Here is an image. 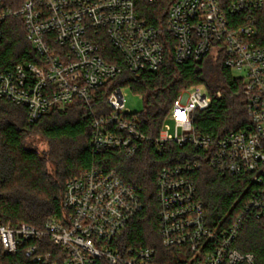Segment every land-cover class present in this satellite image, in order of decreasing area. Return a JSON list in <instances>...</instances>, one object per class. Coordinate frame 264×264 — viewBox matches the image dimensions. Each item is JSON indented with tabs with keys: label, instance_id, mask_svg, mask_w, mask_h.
I'll list each match as a JSON object with an SVG mask.
<instances>
[{
	"label": "built area",
	"instance_id": "2783aa9c",
	"mask_svg": "<svg viewBox=\"0 0 264 264\" xmlns=\"http://www.w3.org/2000/svg\"><path fill=\"white\" fill-rule=\"evenodd\" d=\"M163 1L0 0V44L7 19L21 18L38 56L36 63L0 71V100L24 107L32 123L77 100L93 108L99 90L123 68L138 74L161 67L166 34L174 38L179 65L224 54L225 66L244 83L250 123L221 137L197 132V113L208 110L213 97L205 86H192L174 100L155 149L160 155L166 144L202 150L213 169L246 179L252 192L236 207L232 223L212 225L193 180L202 166L200 156L188 155L184 162L173 157L174 165L164 167L158 177L159 230L164 248L182 250L187 264H254V254L242 253L235 243L250 218L264 220V47L256 44L264 0H174L158 26L142 18L143 3ZM101 44L118 51L123 66L109 63ZM102 104L110 112L94 117L91 146L96 154L122 150L130 158L152 140L139 131L138 119L126 108L124 88H115ZM168 122L174 123L175 133ZM62 206V214L41 229L0 223V258L37 241L39 245L25 248V257L34 264H157L154 249L125 247L121 240L143 205L116 171L97 168L69 181ZM46 238L55 246L53 252H42Z\"/></svg>",
	"mask_w": 264,
	"mask_h": 264
},
{
	"label": "trees",
	"instance_id": "16d2710c",
	"mask_svg": "<svg viewBox=\"0 0 264 264\" xmlns=\"http://www.w3.org/2000/svg\"><path fill=\"white\" fill-rule=\"evenodd\" d=\"M173 1L143 3L146 15L142 18L158 26L157 20H164ZM257 18L256 44L264 47V12ZM165 37L169 42L164 44V62L157 71L133 74L123 68L120 76L99 90L93 108L77 100L63 110H51L32 123L24 107L0 100L1 224L12 228L26 224L41 229L52 216L62 214L69 181L97 168L114 170L135 190L143 205L123 231L121 240L125 247L154 249L157 264H187L188 256L182 250L166 249L162 244L157 184L159 173L164 167L174 165V158L184 162L191 154L200 156L198 159L202 162L201 168L193 174V180L197 196L204 203L206 218L212 225L232 223L236 207L246 202L252 192L248 181L213 169L204 152L192 146L179 148L175 144H166L164 154L160 155L156 152L154 140L167 122L180 91L192 86H205L213 97L211 107L197 113V132L221 137L245 129L250 120L243 94L244 83L225 66L224 54L209 55L199 62L177 64L174 38L169 34ZM101 45L103 56L109 63L123 66L118 51L110 44ZM37 61L38 56L26 38L22 19L8 18L0 44V71L19 63ZM115 88L130 89L145 103L144 111L136 113L135 117L139 131L152 140L145 142L130 158L122 150H105L96 154L91 146L94 117L110 112L102 101ZM218 92H222V98L216 97ZM37 136L47 142V150L41 152L36 146L34 139ZM44 242L47 247L43 253L56 249L49 238ZM31 244L39 245V242L24 244L15 254L1 257L0 264H34L25 257V248ZM235 247L242 253L254 254V264H264V220L250 218L241 229ZM99 264L108 263L102 261Z\"/></svg>",
	"mask_w": 264,
	"mask_h": 264
},
{
	"label": "rangeland",
	"instance_id": "374dc122",
	"mask_svg": "<svg viewBox=\"0 0 264 264\" xmlns=\"http://www.w3.org/2000/svg\"><path fill=\"white\" fill-rule=\"evenodd\" d=\"M236 77H239L238 72L233 73ZM125 105L128 110H130L133 114L141 113L145 109V103L141 96L133 93L130 89H125ZM172 129V133H175V125L173 122H168ZM35 144L39 148L41 152L47 150L48 144L41 137H35Z\"/></svg>",
	"mask_w": 264,
	"mask_h": 264
}]
</instances>
